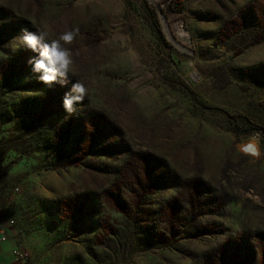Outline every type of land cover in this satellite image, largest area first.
<instances>
[{"label": "rangeland", "instance_id": "obj_1", "mask_svg": "<svg viewBox=\"0 0 264 264\" xmlns=\"http://www.w3.org/2000/svg\"><path fill=\"white\" fill-rule=\"evenodd\" d=\"M144 1L181 49L142 0H0V218L25 264H264V0ZM73 28L43 84L19 37Z\"/></svg>", "mask_w": 264, "mask_h": 264}, {"label": "clouds", "instance_id": "obj_2", "mask_svg": "<svg viewBox=\"0 0 264 264\" xmlns=\"http://www.w3.org/2000/svg\"><path fill=\"white\" fill-rule=\"evenodd\" d=\"M79 35V28L66 30L56 38L49 39L46 31L32 32L24 30L19 37L21 42L32 52L37 53L28 60L32 65L33 73L38 74L37 79L45 85L51 86L59 84L66 86L70 74L74 75V57L68 47L72 45ZM88 96V88L84 83L75 81L71 88L64 94L62 104L64 110L72 115L76 112V105L83 104ZM264 134L254 132L247 140L241 143L238 148L239 152L247 157L259 160L264 156L262 151L261 140Z\"/></svg>", "mask_w": 264, "mask_h": 264}, {"label": "crops", "instance_id": "obj_3", "mask_svg": "<svg viewBox=\"0 0 264 264\" xmlns=\"http://www.w3.org/2000/svg\"><path fill=\"white\" fill-rule=\"evenodd\" d=\"M18 237L8 218H0V264H25L14 251L19 249Z\"/></svg>", "mask_w": 264, "mask_h": 264}, {"label": "trees", "instance_id": "obj_4", "mask_svg": "<svg viewBox=\"0 0 264 264\" xmlns=\"http://www.w3.org/2000/svg\"><path fill=\"white\" fill-rule=\"evenodd\" d=\"M142 1H143V4L146 6V8H148L147 10H148V12L150 13V15L152 17L153 24L156 27V29H157V31L159 33V36L163 39V33L161 31V24H160V19L158 17L157 9H155L154 7L148 6V4L144 0H142ZM166 241H167V239L165 238V242Z\"/></svg>", "mask_w": 264, "mask_h": 264}, {"label": "bare ground", "instance_id": "obj_5", "mask_svg": "<svg viewBox=\"0 0 264 264\" xmlns=\"http://www.w3.org/2000/svg\"><path fill=\"white\" fill-rule=\"evenodd\" d=\"M150 1L155 2V0H150ZM162 22H163L164 30H165V32H166V34H167L169 40L172 41L173 43H175V44L178 46V48H179L180 46H179L176 42H174V41L172 40V38H171V36H170V34H169V29H168V27H167V22H166L164 19H162ZM175 44H174V45H175ZM176 45H175V46H176ZM180 49H181V47H180Z\"/></svg>", "mask_w": 264, "mask_h": 264}, {"label": "built area", "instance_id": "obj_6", "mask_svg": "<svg viewBox=\"0 0 264 264\" xmlns=\"http://www.w3.org/2000/svg\"><path fill=\"white\" fill-rule=\"evenodd\" d=\"M14 253L19 258V260L25 262V257L19 249L15 250Z\"/></svg>", "mask_w": 264, "mask_h": 264}, {"label": "water", "instance_id": "obj_7", "mask_svg": "<svg viewBox=\"0 0 264 264\" xmlns=\"http://www.w3.org/2000/svg\"><path fill=\"white\" fill-rule=\"evenodd\" d=\"M159 14H160V20H161V22H162V19H164L165 20V18H164V16L162 15V13L161 12H159ZM166 21V20H165ZM165 32V31H164ZM166 34V33H165ZM169 34H170V32H169ZM170 36H171V34H170Z\"/></svg>", "mask_w": 264, "mask_h": 264}]
</instances>
